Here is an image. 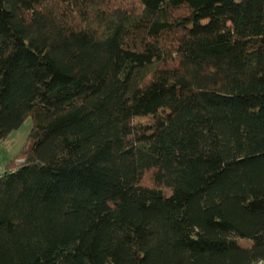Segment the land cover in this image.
<instances>
[{
    "label": "trees",
    "instance_id": "trees-1",
    "mask_svg": "<svg viewBox=\"0 0 264 264\" xmlns=\"http://www.w3.org/2000/svg\"><path fill=\"white\" fill-rule=\"evenodd\" d=\"M0 264L264 260V0H0Z\"/></svg>",
    "mask_w": 264,
    "mask_h": 264
},
{
    "label": "rangeland",
    "instance_id": "rangeland-1",
    "mask_svg": "<svg viewBox=\"0 0 264 264\" xmlns=\"http://www.w3.org/2000/svg\"><path fill=\"white\" fill-rule=\"evenodd\" d=\"M32 128V119L27 116L22 124L10 132L4 139L0 140V174L3 173L11 163L16 161V157L28 142V136ZM22 161V157L17 158V164ZM258 264V263H257Z\"/></svg>",
    "mask_w": 264,
    "mask_h": 264
},
{
    "label": "crops",
    "instance_id": "crops-1",
    "mask_svg": "<svg viewBox=\"0 0 264 264\" xmlns=\"http://www.w3.org/2000/svg\"><path fill=\"white\" fill-rule=\"evenodd\" d=\"M258 264H264V260L260 261Z\"/></svg>",
    "mask_w": 264,
    "mask_h": 264
}]
</instances>
